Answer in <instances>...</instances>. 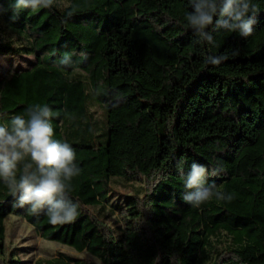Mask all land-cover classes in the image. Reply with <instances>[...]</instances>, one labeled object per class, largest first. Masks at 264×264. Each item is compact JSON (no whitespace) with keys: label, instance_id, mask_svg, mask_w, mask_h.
<instances>
[{"label":"trees","instance_id":"obj_1","mask_svg":"<svg viewBox=\"0 0 264 264\" xmlns=\"http://www.w3.org/2000/svg\"><path fill=\"white\" fill-rule=\"evenodd\" d=\"M14 2L0 0V56L35 62L0 78V124L32 104L52 108L55 138L76 150L81 171L69 183L80 209L53 226L17 207L0 180V264H18L4 256L10 216L101 264H264V0H253L252 36L220 29L214 44L187 27L188 0H54L19 11ZM192 163L220 169L207 181L232 200L184 202ZM223 233L232 241L218 251ZM65 257L48 264L79 263Z\"/></svg>","mask_w":264,"mask_h":264},{"label":"clouds","instance_id":"obj_2","mask_svg":"<svg viewBox=\"0 0 264 264\" xmlns=\"http://www.w3.org/2000/svg\"><path fill=\"white\" fill-rule=\"evenodd\" d=\"M54 0H15L16 11L31 8H51ZM191 11L185 16L187 27L198 38V43L214 44L212 33L224 29L241 37L252 36L259 13L253 0H188ZM211 29V31H209ZM237 53H232L235 56ZM227 54L207 56L206 63L219 65ZM61 64L71 67L69 55ZM54 112L47 104H32L26 115H14L6 124H0V180L16 199V206L32 215L44 212L53 226L75 222L80 204L71 196V179L80 173L76 150L67 141L55 138L52 125ZM220 169H208L192 163L184 176V202L200 207L213 198L231 201L215 182L208 183L209 175H218ZM181 175H184L181 169Z\"/></svg>","mask_w":264,"mask_h":264},{"label":"rangeland","instance_id":"obj_3","mask_svg":"<svg viewBox=\"0 0 264 264\" xmlns=\"http://www.w3.org/2000/svg\"><path fill=\"white\" fill-rule=\"evenodd\" d=\"M67 5V3L65 4ZM10 39L15 40L17 44H24V40L17 37L15 34L7 31ZM33 57L26 56H0V78L7 72H16L29 69L34 64ZM93 110L99 118H104V111L99 105H94ZM116 190L129 197L133 194L131 185L122 181L116 183ZM138 187L139 184L134 185ZM117 200H120L118 197ZM109 223L115 228L113 219ZM6 239H5V258L12 259L18 264H48L50 260L69 256L79 260L78 264H101L98 259L87 254L77 253L73 249L60 245L55 242H48L37 235L32 226L20 217L10 216L6 220ZM232 238L223 233L222 236L215 241V248L219 251L231 244ZM74 263V262H73ZM71 263V264H73ZM76 263V262H75Z\"/></svg>","mask_w":264,"mask_h":264}]
</instances>
